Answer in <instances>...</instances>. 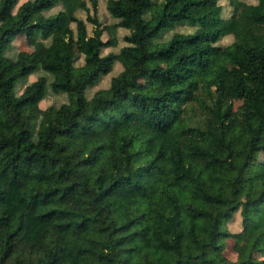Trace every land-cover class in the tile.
I'll list each match as a JSON object with an SVG mask.
<instances>
[{
    "label": "trees",
    "instance_id": "1",
    "mask_svg": "<svg viewBox=\"0 0 264 264\" xmlns=\"http://www.w3.org/2000/svg\"><path fill=\"white\" fill-rule=\"evenodd\" d=\"M220 1L108 0L106 26L95 0H0V264H264V0Z\"/></svg>",
    "mask_w": 264,
    "mask_h": 264
},
{
    "label": "rangeland",
    "instance_id": "2",
    "mask_svg": "<svg viewBox=\"0 0 264 264\" xmlns=\"http://www.w3.org/2000/svg\"><path fill=\"white\" fill-rule=\"evenodd\" d=\"M26 1H32V0H17V3L12 10L13 13L17 10V8L22 3L26 2ZM79 1L84 3L87 7H89L90 8V15H93L92 10H91V4H92L93 0H79ZM95 1H96V7H97L95 16L98 18V20L103 25H106V26H110L113 23H115V20L109 16V14L107 13V10H106V5H107L108 0H95ZM155 1H158V0H155ZM220 4L222 5V7L224 9L223 16L228 17L231 13V8L228 6V1L227 0H221ZM61 9H62V6L60 4H58L53 9L45 12L44 14H45V16L53 15V14H56ZM76 16L78 18L86 21L87 13L84 10L79 9L76 12ZM86 26H87L88 33H90L91 29H92L91 24L86 22ZM72 27H74V26L72 25ZM192 31H193V29L190 28L189 26L180 25V26L175 27L174 29L165 31L162 34V36L160 37V41L163 42L167 39H170L174 33H191ZM125 34H126V31H124L122 29L116 30L115 36L117 38V46L104 49L103 54H107L109 52H117L124 45L122 37ZM110 37H111V35L107 32H105L103 35L104 40H107ZM232 41H233V37H231V36L224 37L220 40L219 45L225 46V45L230 44ZM34 47H35V44L33 41H31L30 39L25 37V34H20V35H17L14 38V40L10 43L9 54L15 55L16 53L21 52V51L30 53L34 50ZM80 63H81L80 61L77 62V65ZM169 63H170L169 59L159 61V64H161L163 66H167ZM119 70H120V68H119L118 64H116L114 67V70L111 74L100 76L97 84L93 87L88 88L85 91V100H86L87 105H89L92 95L97 90L107 89L109 87L110 79H111L112 75L117 74L119 72ZM41 75L42 74L39 72L33 73L29 77H27L26 79H24L22 81L19 80L18 85L16 87L17 95H20L24 91V88L27 85L34 82ZM155 87H156V85L154 82L145 79V80L140 81V84L138 86V90L141 91L142 93L149 94L155 90ZM225 97H226V99H228L229 101L232 102L234 108H237L242 103V100L239 99L232 92H226ZM65 103H68V96L66 93H60L58 95L48 93V94H46L44 99L40 102L39 107L43 112H47L49 110H52L53 108H57L61 104H65ZM40 120H41V117L38 119V121H40ZM251 165L253 167H256V166H263L264 167V153H261L259 155V157L257 158V160L253 161L251 163ZM233 252H234V240L229 239V240H227V247H226L224 254L226 255L227 258H229L230 260L233 261V259H232V253ZM259 257L262 258L261 255H259Z\"/></svg>",
    "mask_w": 264,
    "mask_h": 264
},
{
    "label": "crops",
    "instance_id": "3",
    "mask_svg": "<svg viewBox=\"0 0 264 264\" xmlns=\"http://www.w3.org/2000/svg\"><path fill=\"white\" fill-rule=\"evenodd\" d=\"M232 259H233V260L236 259V253H235V252L232 253Z\"/></svg>",
    "mask_w": 264,
    "mask_h": 264
}]
</instances>
